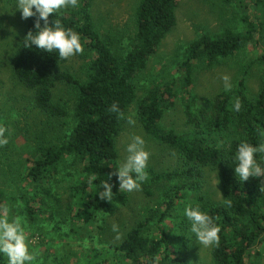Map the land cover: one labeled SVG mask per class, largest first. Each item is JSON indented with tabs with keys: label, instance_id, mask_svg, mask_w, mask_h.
<instances>
[{
	"label": "trees",
	"instance_id": "16d2710c",
	"mask_svg": "<svg viewBox=\"0 0 264 264\" xmlns=\"http://www.w3.org/2000/svg\"><path fill=\"white\" fill-rule=\"evenodd\" d=\"M92 1L78 0L77 7L59 15L51 13L48 17L49 24L56 18L64 27L79 33L83 49L90 53L85 79L79 80L61 70L59 67L65 59H60L58 53L23 46L26 34L30 30L35 31L36 17L26 18L23 36L10 64L15 83L28 89L34 107L49 116L66 113L63 104L52 100V90L57 84L69 85L74 92L72 113L75 124L71 131L59 143L39 146L38 154L26 160V177L38 190L25 200L23 206L29 222L39 221L52 197L49 181L58 173L59 166L71 157L83 173L70 187L73 200L67 206L66 215L71 220L73 231L93 222L100 211L112 213L116 205L127 201V192L119 191L113 171L118 159L116 137L122 118L111 112L110 106L116 103L125 114L134 101L133 77L145 67L161 39L174 26L178 3V0H138L134 11V32L129 48L122 55L113 52L95 28L90 12ZM250 4L264 16V0H251ZM40 23L43 25V21ZM244 23V32L225 29L213 36L202 34L188 44L182 63L183 86L191 83V71L196 62L206 61L210 65L255 40L260 44L262 68L260 89L253 99L246 97L243 81L240 80L233 91L213 97L205 121L192 120L195 127L191 135L166 130L160 124L165 110L174 104L175 93L171 83L151 87L136 106L137 119L144 131L179 153L184 165L180 172L160 175L167 180L183 178L167 195L165 210L158 222L161 223L174 208L175 201L183 197L180 193L200 185L203 168L217 169L222 200H208L201 206L220 229L219 244L211 250L215 264H256L249 262L250 252L264 242L261 178L250 176L240 181L229 158L240 139L253 144L264 140V42L261 39L264 17L256 20L248 13L244 16ZM237 97L241 108L233 111L232 104ZM222 132L232 135L224 145L216 137ZM109 173H112L110 177ZM90 176L96 178L91 184L88 182ZM104 179L112 184V200L100 199L97 195V191L102 190V186L97 190L99 183ZM203 198L198 196L200 201ZM142 225L138 223L131 227L114 245L120 253V264H149L153 258L158 264H183L186 261L188 248L185 243L174 250L162 227L158 226L156 236H147L141 231Z\"/></svg>",
	"mask_w": 264,
	"mask_h": 264
},
{
	"label": "rangeland",
	"instance_id": "374dc122",
	"mask_svg": "<svg viewBox=\"0 0 264 264\" xmlns=\"http://www.w3.org/2000/svg\"><path fill=\"white\" fill-rule=\"evenodd\" d=\"M137 2L92 1L90 12L94 26L115 53L123 55L129 48ZM250 2L178 0L174 26L161 39L145 67L133 77L135 99L125 112L116 137L117 160L124 158L126 145L134 135H141L145 139V147L149 152L147 179L138 190L126 193L125 204L116 205L112 213L100 211L93 222L73 231L71 220L66 215L67 206L73 200L70 187L83 173L71 157L59 166L58 173L49 181L52 197L39 221L29 222L23 206L25 200L38 190L26 177V160L38 154L39 146L59 143L71 131L75 124L72 113L74 92L64 83L57 84L52 90V100L65 106L64 115L52 117L34 107L29 90L15 83L10 72L11 59L23 36L26 19H22L20 10L15 8V0H0V124L10 133L8 143L0 145V216L21 219L29 249L35 255L33 264H120V253L114 245L138 223H143L141 231L147 236H156L158 226L162 227L174 250L185 243L188 255L183 264H215L211 255L212 247H200L194 234L191 235L183 208L186 204L202 206L208 200H222L217 169L203 168L200 185L194 190L180 193L183 197L178 198L174 208L161 223L158 222L165 210L167 195L183 178L167 180L160 175L180 172L184 165L179 153L144 131L137 119L136 106L151 87L171 83L175 93L174 104L165 110L160 124L166 130L173 129L191 135L195 127L192 120L200 123L205 121L213 97L233 91L240 80L243 81L246 97L253 99L260 89L262 68L259 61L260 44L255 40L230 56L216 59L210 65L206 61L196 62L188 86H183L182 68L185 48L200 35L213 36L225 29L244 32V16L248 13L253 19L261 20L264 17L261 11L256 10ZM72 8L61 9L60 13ZM261 39L264 42V32ZM89 57L90 53L83 49L81 53L66 59L59 68L83 80ZM225 74L230 77L232 84L227 91L221 80ZM128 117L135 123L129 124ZM216 137L224 145L232 135L222 132ZM198 196H203V200L200 201ZM113 224L117 226L115 231ZM249 256V262L264 264V242L255 246Z\"/></svg>",
	"mask_w": 264,
	"mask_h": 264
},
{
	"label": "clouds",
	"instance_id": "9594fccd",
	"mask_svg": "<svg viewBox=\"0 0 264 264\" xmlns=\"http://www.w3.org/2000/svg\"><path fill=\"white\" fill-rule=\"evenodd\" d=\"M78 0H15V8L20 10L21 18L36 17L35 31H29L24 40L23 46L49 53L56 52L60 59H68L83 50L81 38L78 32L66 28L60 20L54 18L49 24V14L59 15L60 10L67 7H77ZM55 15V16H56ZM40 21H43L41 25ZM224 89L232 87L230 77H221ZM241 102L239 97L235 98L232 104L233 111H239ZM110 111L116 113L119 118H124L119 106L113 103ZM129 124L135 121L128 117ZM8 129L0 124V145L8 143ZM146 141L141 135H134L127 143L126 155L122 160L115 161L114 173L119 183L120 192H133L138 190L141 183L147 179V162L149 152L145 147ZM234 164V173L240 181L247 180L250 176L261 178V191H264V140L253 144L246 139H240L234 151L229 157ZM112 173H109V177ZM95 176H90L88 182L91 184ZM102 186V190L100 187ZM97 195L100 199L112 200V184L103 180L97 188ZM230 204V201L225 200ZM183 216L189 223L191 235L194 234L199 246H218L219 227L214 219L204 211L199 204H186L183 208ZM113 231L117 226L113 224ZM0 264H33L34 253L29 249L25 227L19 217L0 216ZM149 264H158L156 258L149 261Z\"/></svg>",
	"mask_w": 264,
	"mask_h": 264
}]
</instances>
